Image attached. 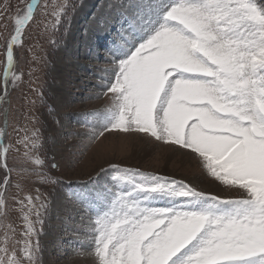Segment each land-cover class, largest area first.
Here are the masks:
<instances>
[{
  "label": "snow or ice",
  "instance_id": "obj_1",
  "mask_svg": "<svg viewBox=\"0 0 264 264\" xmlns=\"http://www.w3.org/2000/svg\"><path fill=\"white\" fill-rule=\"evenodd\" d=\"M38 3L30 0L14 18L5 90L9 77L13 85L20 79L13 72L14 46ZM133 7L137 42L121 50L111 69L101 93L110 102L103 131L92 139L115 131L187 150L201 175L229 195L110 164L113 188L73 194L94 213L85 233L87 255L93 264H264V2L137 0ZM68 11L62 0L52 12L54 26ZM4 135L0 130V162L7 169ZM24 141L38 149V131ZM33 163L44 165L39 156ZM34 171L49 179L41 168ZM8 183L5 177L0 186V210ZM35 200L28 196L27 211L21 209V256L9 251L6 238L0 264H39L48 202Z\"/></svg>",
  "mask_w": 264,
  "mask_h": 264
},
{
  "label": "rangeland",
  "instance_id": "obj_2",
  "mask_svg": "<svg viewBox=\"0 0 264 264\" xmlns=\"http://www.w3.org/2000/svg\"><path fill=\"white\" fill-rule=\"evenodd\" d=\"M101 1L68 0V15L54 26L52 12L62 0H39L32 21L22 33V42L14 46L13 72L20 79L13 85L9 77L5 90L6 42L14 32V18L22 14L30 0H0V130L5 132L3 144L9 149L4 161L7 169L0 162V186L5 177L9 180L4 187L5 206L0 210V247L7 238L9 251L15 248L21 256L25 231L21 209L27 211L28 196L33 197V203H38L35 197L39 196L48 202L38 237L39 264H93V258L87 255L91 249L85 233L94 213L73 194L113 188L116 173L110 170V164L229 195L222 186L201 175L187 150L115 131L92 139L93 133L103 131L102 114L110 102L101 93L112 78L111 69L123 58L121 50L137 42L132 37L137 27L133 7L137 0H106L105 9L111 2L123 7L116 12L119 18H115L121 24L114 25L115 20L110 23L109 16L107 32L97 35L105 44L94 46L96 56L93 50L83 55L82 37L87 36V26ZM101 18L98 23L104 26ZM33 131H38L40 137L38 149L28 141L21 142ZM36 156L44 161L43 166L33 163ZM37 168L49 177L47 181L39 179L34 171Z\"/></svg>",
  "mask_w": 264,
  "mask_h": 264
},
{
  "label": "bare ground",
  "instance_id": "obj_3",
  "mask_svg": "<svg viewBox=\"0 0 264 264\" xmlns=\"http://www.w3.org/2000/svg\"><path fill=\"white\" fill-rule=\"evenodd\" d=\"M105 1L106 0H102L101 3H99L100 5H98L99 7H97L98 10L94 11V14L92 17V22L90 23V25L87 26V29H88L87 36L82 37L83 38L82 42L85 44V51L83 52V55L85 52L87 53V50H93L94 46H96L97 48L100 46V48H101V44H103V43L105 44V41H100V39H102V37H97V35H102L103 33L107 32V29L109 26L108 20H110V19H108L109 16H111L110 23L115 20L114 25H116V23H118L119 25L121 24L120 20H118V21L116 20L117 19L116 18V16H117L116 12L118 10L119 11L122 10L123 7L122 6L119 7L115 2H111V5L109 6V8L105 9L104 8L106 5ZM117 17L119 18V16H117ZM98 18L102 19V23L104 26L99 25ZM96 42H98V43H96ZM72 43H73V41L71 42V44ZM97 48H95L92 51L94 56L97 55V51H96ZM60 51L64 54H67V56H69L68 53L64 49H61ZM196 182H200V181L197 180Z\"/></svg>",
  "mask_w": 264,
  "mask_h": 264
}]
</instances>
